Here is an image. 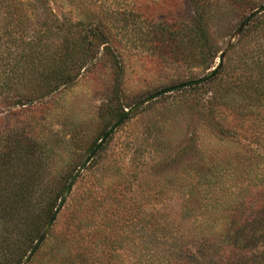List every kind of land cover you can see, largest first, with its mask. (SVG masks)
Segmentation results:
<instances>
[{"label":"rangeland","instance_id":"1","mask_svg":"<svg viewBox=\"0 0 264 264\" xmlns=\"http://www.w3.org/2000/svg\"><path fill=\"white\" fill-rule=\"evenodd\" d=\"M12 1L0 5V264L219 263L199 243L264 201V10L238 32L264 0H205L210 50L189 31L190 0ZM221 56L208 81L139 105L49 227L122 109Z\"/></svg>","mask_w":264,"mask_h":264},{"label":"trees","instance_id":"2","mask_svg":"<svg viewBox=\"0 0 264 264\" xmlns=\"http://www.w3.org/2000/svg\"><path fill=\"white\" fill-rule=\"evenodd\" d=\"M194 8V24L189 26V31L199 38L206 50L209 48V34L206 26L208 15V4L205 0H190ZM3 7L15 9L17 3L12 0H1ZM22 41V39H20ZM14 69L16 66L13 67ZM12 68V69H13ZM125 113L122 109L121 116ZM24 190V198L28 199V192ZM259 203V204H258ZM251 205V211L237 212L232 220L224 225L216 237L212 238V244L203 240L199 244L196 252L200 248L203 251H210L211 246L216 248L217 264H264V201L261 200ZM5 212H10L6 210ZM4 211V210H3ZM12 212V211H11ZM212 249V248H211ZM215 252V253H216ZM216 255V254H214ZM207 257V255H203ZM193 263V261H190ZM188 263V264H190Z\"/></svg>","mask_w":264,"mask_h":264},{"label":"water","instance_id":"3","mask_svg":"<svg viewBox=\"0 0 264 264\" xmlns=\"http://www.w3.org/2000/svg\"><path fill=\"white\" fill-rule=\"evenodd\" d=\"M264 10V5L261 6L259 9L255 10L246 20L245 22L240 26V28L238 29V32L240 33L243 28L245 27V24H247L253 17H255L257 14L261 13L262 11ZM222 64V56L220 58V61H219V64L218 66H215L213 68V70L201 77V78H197V79H193V80H188L186 82H182V83H179V84H175V85H172V86H169V87H166V88H163L162 90L154 93L153 95H151L149 98L145 99L144 101H142L140 104H138L137 106L125 111L124 115L104 134V136L102 137V139L100 140V142L97 144V146L94 148V150L91 152V154L88 156V158H86L84 164L80 167V169L75 173L73 179L71 180V182L69 183L68 185V188H67V191H66V194L64 195V197L62 198L58 208L55 210L53 216H52V219L49 223V227L52 225V223L54 222L58 212L60 211V209L62 208V206L64 205L66 199H67V195L69 194V192L71 191L72 189V186L74 185V182L76 180V178L78 177L79 173L81 172V170L88 164V162L95 156V154L97 153V151L102 147V145L106 142V140L110 137V135L117 129V127L122 124L126 118L129 117V115L141 104H144L162 94H165V93H168V92H171V91H175V90H179V89H182L184 87H187V86H191V85H196V84H200V83H203V82H206L208 81L211 77H213L216 72L218 71V68L220 67V65ZM46 232H43V234L41 235L40 239L38 240V242L36 243V245L34 246L31 254L29 255V257L27 258V260L30 259V257L32 256V254L37 250V248L39 247V245L41 244L42 240L45 238L46 236Z\"/></svg>","mask_w":264,"mask_h":264}]
</instances>
